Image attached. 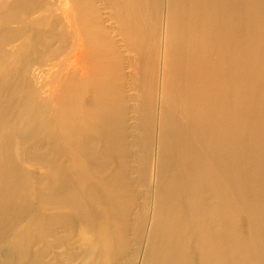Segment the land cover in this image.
Wrapping results in <instances>:
<instances>
[{
  "label": "bare ground",
  "instance_id": "obj_1",
  "mask_svg": "<svg viewBox=\"0 0 264 264\" xmlns=\"http://www.w3.org/2000/svg\"><path fill=\"white\" fill-rule=\"evenodd\" d=\"M161 1L166 27L146 55L144 37L137 33L146 0H112L119 13V31L134 54L133 64L123 73L130 83L125 91L128 95L120 101L128 104L129 122L122 114L120 132L114 117V107H120V102L112 98L110 89L113 72L122 74L117 65L127 63H120L114 42L105 41L103 48L86 42L77 3L73 6L77 14L67 6L62 12L74 59H60L47 78L42 67L49 61L39 59L41 67L33 77L40 93L32 105L36 116L30 128L40 136L44 126L42 136L49 142L46 149L59 145V158H67L71 165L82 164L83 171L95 160L98 175L105 170L104 163L97 166V162L104 156L114 158L118 143L122 151L135 149L134 154L140 157V143L144 145L145 152L136 165L140 171L151 170L159 203L156 223L150 229L153 240L163 244L156 264H261L264 0ZM53 17L45 16L21 29L24 41L10 49L5 69L40 50L53 30L39 31L37 26L45 22L54 27ZM147 62L153 75L149 89L141 65ZM2 73L8 76L7 70ZM128 129H132L130 137ZM38 138L33 147L41 153L45 146ZM42 159L50 158L46 154ZM9 175L0 165V186L11 185ZM88 180L86 172L80 184L84 194L94 195L96 187L111 201L116 191L106 184L110 181L97 180L89 187ZM50 184L46 182L47 191H61L60 201L67 199V193H76L77 188L63 178L56 187ZM79 206L86 221L93 217L90 206ZM237 207L246 215L250 235L241 224L243 216H238ZM152 254L150 264L156 255Z\"/></svg>",
  "mask_w": 264,
  "mask_h": 264
},
{
  "label": "rangeland",
  "instance_id": "obj_2",
  "mask_svg": "<svg viewBox=\"0 0 264 264\" xmlns=\"http://www.w3.org/2000/svg\"><path fill=\"white\" fill-rule=\"evenodd\" d=\"M162 2L146 0L143 6V19L138 23L137 33L139 32L141 39L144 37L142 41L146 55L151 53L158 40L156 36L163 35L162 31L166 27ZM75 3L78 4L82 15L86 42L93 44L95 48H103L105 41L114 42L112 45L118 51L117 58L120 63H127L124 66L117 65L122 68H119L122 74L113 72V86L112 90L110 89L112 98L120 102V107H114L117 132H120L122 114L123 117L129 115L128 104L123 105L120 100L128 95L125 91H128L130 79L123 77V73L129 64H133L134 54L123 32L119 31V13L112 7V0H0V127L3 126L0 130V158L3 159L0 161H4L3 165H0L6 174H10L11 183L7 187L5 184L0 186V264H150L152 253L156 254L153 261L156 264L163 244L153 240L150 229L152 224L156 223L155 212L159 203L153 188L151 170L140 171L139 164L136 165V161L143 157L144 145L140 143V157L134 154L135 149L122 151L118 143L116 158L110 155V161L104 156L97 162V166L104 163L102 167L105 170L103 174L98 175L95 172V160H91L90 165L86 167L87 171H83L82 164L71 165L67 158H59V145L56 149H46L49 142L43 139L46 133L44 126L40 136L30 128V121L36 116L32 105L35 96L40 93L35 76L33 77L41 67V64H38L39 59L49 61L47 66L42 67L45 78L60 59L67 56L71 61L74 59V52H71L72 42L68 38L67 24L62 12L67 6L77 14L73 9ZM52 15L54 17L51 23L54 27L44 21V24L37 26L39 31L53 30L42 41L40 50L25 62L9 65L5 69L10 49L19 47L24 41L21 29L33 21H40L45 16ZM92 50L96 52V49ZM148 64L149 62L141 64L145 70L146 89L150 88L153 79ZM5 70L8 74L6 77L5 73H2ZM131 130L128 137L132 136ZM38 137L42 138L45 146L41 153H37L33 147L40 139ZM128 139L132 148L131 138ZM46 154L52 161L42 159H45ZM77 160L78 157L75 161ZM115 171L118 176L114 175ZM86 172L90 176L89 187L95 186L94 181L97 180L110 181L106 184L116 189L110 202L105 192L99 188H94V195L84 194L83 190H80ZM61 178L77 188L75 194L69 193L70 196L67 193V199L64 198V201L58 199L61 191L50 192L46 187V182L56 187ZM80 204L91 207L93 217L88 221L81 213ZM238 208V216H243L241 224L250 235L246 215L242 208ZM259 260L264 264L263 258Z\"/></svg>",
  "mask_w": 264,
  "mask_h": 264
}]
</instances>
